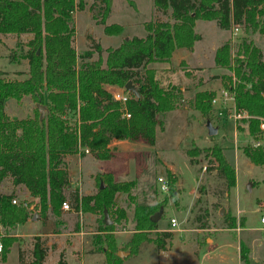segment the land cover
Instances as JSON below:
<instances>
[{
    "label": "trees",
    "instance_id": "trees-1",
    "mask_svg": "<svg viewBox=\"0 0 264 264\" xmlns=\"http://www.w3.org/2000/svg\"><path fill=\"white\" fill-rule=\"evenodd\" d=\"M127 2L136 7L135 0ZM113 3L114 0H93L90 5L87 0H0V45L1 35L33 36L26 44L19 42L27 47L22 57L29 62L28 73L23 78H13L0 69V184L11 179L14 188L9 193L0 190V225L13 229L33 216L32 203H13L18 198V188L37 199L35 208L44 221L51 214L60 215L66 201L75 211L82 207L83 211L102 212L106 225L100 228L96 250L104 254L103 264H123L125 258L120 252L128 251L127 258L139 255L145 243L154 242L166 249V241L174 234L159 231V220H152L155 214L164 213L159 202L137 204L134 232L120 246L116 224L126 220L127 213L118 206L116 195L128 193L135 183L116 181L112 174L102 175L106 184L103 188L93 195H81L72 188L67 157L77 153L86 156L88 149L97 159H111L113 140H143L156 146L157 129L164 127L160 116L179 107L184 91L172 83L162 86L151 65L170 62L178 49L192 51L202 39L196 31L198 20L215 21L223 30L243 27L264 35V0H155L156 7L168 18L148 22L145 37L125 38L118 47H107L106 57L101 43L95 40L90 48L78 53L73 45L77 34L75 13L89 9L104 26L106 35L118 36L123 26L108 23ZM232 50L231 40L222 43L215 52V65L233 74L214 77L228 79V87L236 92L237 110L247 113L249 133L258 139L264 135V51L247 37L241 40L236 54ZM16 61L14 57L11 62ZM186 74L190 76L189 71ZM129 81L137 93L125 88ZM106 85L129 92L126 105L115 100ZM215 95L214 90H200L193 100L195 109L207 121L212 120ZM27 97L36 105L33 115L11 117L7 100L21 103ZM38 105L46 107L43 117ZM124 108L131 118L123 117ZM204 150L227 187H235L236 170L224 149L214 145ZM243 151L253 164L264 165V146L250 145ZM195 152L201 153L202 149L189 150L190 164H194ZM178 193L172 191L171 198ZM105 211L114 217L111 224L106 222ZM236 226V220L231 219L229 227ZM201 228L206 229L207 224ZM153 231L157 235L154 240L149 236ZM2 242V259L6 260L11 247L21 240L11 235L4 236ZM49 250L42 236H34L32 259L26 264H46ZM22 252L19 245L20 263L24 264ZM249 254L250 248L242 242L241 259L246 264H250ZM55 264H69L65 252L60 253Z\"/></svg>",
    "mask_w": 264,
    "mask_h": 264
},
{
    "label": "rangeland",
    "instance_id": "rangeland-1",
    "mask_svg": "<svg viewBox=\"0 0 264 264\" xmlns=\"http://www.w3.org/2000/svg\"><path fill=\"white\" fill-rule=\"evenodd\" d=\"M92 1L87 0L88 5ZM135 3L136 7H132L127 0H114L108 23L122 24L124 32L121 36L106 35L104 26L97 22L89 9L77 11V34L73 45L78 53L90 48L95 40L101 43L103 56L106 57L107 47L119 46L125 37H145L148 22L168 18L156 7L155 0H135ZM196 31L202 39L196 43L193 53L185 56L176 51L170 62L151 65L156 68L162 86L172 83L184 91L179 107L160 116L164 127L157 129L156 146H149L143 140H126L111 145L114 152L111 159L100 160L92 153L67 157L72 188L78 189L81 195H93L102 185L105 186L102 175L112 174L116 181L135 183L128 193L119 192L116 195L118 206L127 213L126 220L116 224L120 246H124L134 232L137 204L159 202L164 208V215L158 221L159 231L174 234L166 241V249H161L154 242L145 243L139 255L124 256L123 264H246L241 259L242 242L250 248V264H264V165L253 164L243 151L244 147L253 146L255 142L264 146V135L258 139L250 135L246 115L236 120L228 109L224 118L218 115V107L213 106L211 121L219 131L216 136H209L207 119L193 105L196 93L209 82L216 95L224 88L229 89L228 79L212 75L233 74L215 65V48L231 40L232 52L236 54L241 40L247 37L264 51V35L243 27L223 30L215 21L207 20H198ZM24 38L11 35L5 37L6 41L1 39L0 68H11L14 57L18 61L26 60L22 57L26 48L19 45V42L25 44ZM184 57H188V61L182 59ZM20 64V68L24 69L25 62ZM186 71L190 72V76ZM21 104L10 99L8 113L13 118L33 115L36 105L30 97ZM214 145L224 149V154L236 170V186L231 189L215 165L209 163L211 157L204 149ZM196 147L202 152H195L194 164H190L188 152ZM160 176L169 180V193L160 190ZM0 190L8 191L4 187ZM172 191L179 192L175 199L171 198ZM17 200L18 203L25 200L29 205L32 203L33 216L28 220L30 223L24 226L18 224L13 229L0 227V241L4 236L19 238L24 264L32 259L33 238L37 235L50 242L51 251L46 264H53L62 251L67 255L69 264H81V260L85 261L92 255L91 249L96 248L98 236L102 234L100 228L106 225L102 212L83 211L81 207L80 211L62 210L60 215L51 214L44 221L35 208V201H30L23 192L18 193ZM113 218L109 215L110 220L113 221ZM172 218L177 220L175 226L171 223ZM231 219L237 222L235 228L229 227ZM203 223L207 224L206 229L201 228ZM149 234L153 240L157 238L156 231ZM19 245L15 243L11 247L6 260L0 253V264H21ZM123 252L128 254V251Z\"/></svg>",
    "mask_w": 264,
    "mask_h": 264
},
{
    "label": "built area",
    "instance_id": "built-area-1",
    "mask_svg": "<svg viewBox=\"0 0 264 264\" xmlns=\"http://www.w3.org/2000/svg\"><path fill=\"white\" fill-rule=\"evenodd\" d=\"M112 94H113L114 99L119 101L120 103H122L123 106L126 105V103L129 100V94L125 91L124 88H123V90H120V89L114 90L112 92ZM212 105L218 107V115L221 117L225 118L228 109H230L233 112L231 117H234L236 120L240 119L242 117V115H246L248 117L246 112L237 110L236 92L234 89L224 88L220 92V94H217L213 97ZM123 117L131 118V113L126 108H124ZM261 129L264 130V123L261 124ZM262 145L263 144L261 142H255L254 143V146H256V147H259ZM85 152L89 153V150L85 149ZM158 183H159V188L163 193H169L170 192V189H171L170 182L166 177L160 176L158 178ZM13 203L18 204V200L14 199ZM27 204L28 203H25L26 206H27ZM62 210H64V211H71L72 210L73 211L74 209L66 201V202H63V204H62ZM262 222L264 223V217L262 218ZM171 223L173 226H175L177 224V220L175 218H172ZM0 227H2V226L0 225ZM2 251H3V243H2V241H0V253H2Z\"/></svg>",
    "mask_w": 264,
    "mask_h": 264
},
{
    "label": "crops",
    "instance_id": "crops-1",
    "mask_svg": "<svg viewBox=\"0 0 264 264\" xmlns=\"http://www.w3.org/2000/svg\"><path fill=\"white\" fill-rule=\"evenodd\" d=\"M117 24H119V23H117ZM122 25V24H121ZM123 26V25H122ZM124 28V27H123ZM123 32H124V30H123ZM123 32H122V34H123ZM105 33V32H104ZM121 34V35H122ZM121 35H118V36H121ZM108 36H110V35H108ZM5 37L6 36H4V35H1V39H4V40H2V41H6L5 40ZM17 38H19V39H22V38H24V39H26L25 40V44L33 37L32 36V34H22V35H20V36H16ZM125 38H129V37H125ZM125 38H123V39H125ZM122 39V40H123ZM121 44V43H120ZM119 44V45H120ZM110 47V46H109ZM118 47V46H117ZM0 48H1V45H0ZM27 48V47H26ZM194 49H195V47H194ZM194 49L192 50V51H190V50H187V49H178L177 51H179V52H181L182 53V55H185V56H188L190 53H193L194 52ZM216 50H217V48H215V52H216ZM182 59H185V60H187L188 61V57L186 58V57H184V58H182ZM1 60V59H0ZM183 61V60H182ZM22 62H25V68L23 69V68H20V63H22ZM179 63H181V61L179 62ZM10 65H11V68H6V67H4L3 66V68H0L1 70H3V71H5V72H7L8 73V76L9 77H18V78H23L24 76H25V74L26 73H28V71H29V62H28V60H21V61H16V62H12V63H10ZM199 68V67H198ZM215 69H218V68H215ZM213 70V69H212ZM218 75V74H220V73H213L212 75ZM210 82L209 83H207L201 90H205V89H210L211 90V86H210ZM106 88L109 90V91H111V90H115V89H117V86H113V85H106ZM183 89V88H182ZM10 100V99H9ZM9 100H7V103H8V101ZM11 100H14V99H11ZM25 100V99H24ZM24 100H23V102H24ZM17 102V101H16ZM23 102H21V103H23ZM7 103H6V109H7ZM18 103V102H17ZM21 103H18V104H20V105H22ZM8 112V111H7ZM9 114V113H8ZM10 116H11V114H9ZM12 117V116H11ZM29 117V116H28ZM23 118H25V117H23ZM123 141H126V140H113V142L111 143V145H116V144H119V143H121V142H123ZM110 145V146H111ZM1 187H4V188H6V189H8V191H3V192H7V193H9V192H11L14 188H13V185H12V181H11V179H7V180H5L3 183H1L0 184V188ZM2 191V190H1ZM19 192H23V194L26 196V197H28V198H30V201H37V199H35V198H33V197H31L29 194H28V192H27V190L26 189H24V188H18V190H17V193H19ZM30 222L29 221H27V222H25L24 224H19V225H22V226H24V225H26V224H29ZM19 225H17V226H19ZM244 228H246V227H243V229ZM18 236V235H17ZM17 245H19V243L17 242L16 243ZM47 245L49 246V248H50V242H47ZM92 251H91V253H92V255L90 256V257H88L85 261L84 260H81V264L83 263V264H103V261H104V254L102 253V252H97V250H96V248H92L91 249ZM50 251H51V248H50ZM58 259H59V257H57L56 258V260H55V262L53 263V264H55L57 261H58ZM125 261V260H124Z\"/></svg>",
    "mask_w": 264,
    "mask_h": 264
},
{
    "label": "water",
    "instance_id": "water-1",
    "mask_svg": "<svg viewBox=\"0 0 264 264\" xmlns=\"http://www.w3.org/2000/svg\"><path fill=\"white\" fill-rule=\"evenodd\" d=\"M129 92H133V93H137V88L136 86L131 82L129 81L127 84H126V87H125ZM39 109L41 110V117H43L45 115V110H46V107L43 106V105H38ZM206 127L208 129V134L209 136H216L219 129L218 127L214 126L212 121L211 120H208L207 121V124H206ZM104 187V185H102V188ZM162 212L160 213H157L155 214V216L152 218L153 221H158L159 220V217L161 216ZM105 219H106V222L107 224H111V220L109 219V215H108V212L105 211ZM120 256H126L127 253L125 252H120L119 254Z\"/></svg>",
    "mask_w": 264,
    "mask_h": 264
}]
</instances>
